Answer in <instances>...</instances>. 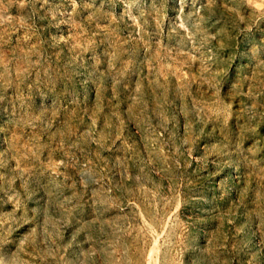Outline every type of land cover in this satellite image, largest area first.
<instances>
[{
	"label": "rangeland",
	"instance_id": "obj_1",
	"mask_svg": "<svg viewBox=\"0 0 264 264\" xmlns=\"http://www.w3.org/2000/svg\"><path fill=\"white\" fill-rule=\"evenodd\" d=\"M0 264H264V0H0Z\"/></svg>",
	"mask_w": 264,
	"mask_h": 264
}]
</instances>
